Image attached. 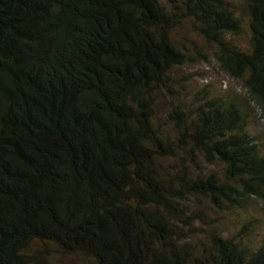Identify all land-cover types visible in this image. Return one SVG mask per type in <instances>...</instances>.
Instances as JSON below:
<instances>
[{"label":"trees","instance_id":"trees-1","mask_svg":"<svg viewBox=\"0 0 264 264\" xmlns=\"http://www.w3.org/2000/svg\"><path fill=\"white\" fill-rule=\"evenodd\" d=\"M243 1L247 52L225 0H0V264H49V245L92 264H264V233L240 238L251 222L224 237L189 205L264 212L247 130L249 105L264 124V0ZM183 21L245 102L173 101L172 69L207 60L172 40Z\"/></svg>","mask_w":264,"mask_h":264},{"label":"rangeland","instance_id":"rangeland-1","mask_svg":"<svg viewBox=\"0 0 264 264\" xmlns=\"http://www.w3.org/2000/svg\"><path fill=\"white\" fill-rule=\"evenodd\" d=\"M233 9L234 13L241 20V31L237 37L227 36V40L241 51H249L250 33L247 26V17L245 14V7L243 0H225ZM172 40L191 46L194 43L196 46L202 48L207 55L206 61H198L196 63L176 67L172 69L176 85L174 87V102L188 103L197 94H202L203 91L208 92L213 96H220L223 99L238 95V97L245 102L244 91L241 84L230 79L225 73L219 70L218 65L213 58L212 50L206 46L202 39L193 31L190 21H183L175 30L172 31ZM172 103L171 99L164 97L162 94L157 95L156 99V122L164 129H170L165 120L166 111ZM248 124L247 130L256 140L260 151L264 154V124L258 118L256 110L249 105L247 106ZM206 172H219L218 166H206ZM192 210L203 213L207 218L214 220V225L217 232L224 236L230 237L237 234L241 225L244 223H252L250 231L241 234L240 238L244 244L253 246L258 244L264 233V212L261 211L260 206L254 202L245 210L230 211L225 213L214 212L206 202L202 201L199 204L190 202ZM197 227V229H195ZM195 233H199L200 229L204 231L206 228L204 224L195 226ZM49 255L47 260L49 264H92L91 261L79 254H61L53 245L48 247Z\"/></svg>","mask_w":264,"mask_h":264}]
</instances>
